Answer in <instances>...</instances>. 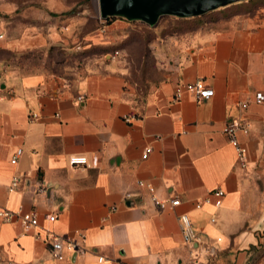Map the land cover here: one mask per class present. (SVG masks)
<instances>
[{
  "label": "crops",
  "instance_id": "0c3cea01",
  "mask_svg": "<svg viewBox=\"0 0 264 264\" xmlns=\"http://www.w3.org/2000/svg\"><path fill=\"white\" fill-rule=\"evenodd\" d=\"M58 2L0 0V50L9 52L0 58V210L38 218L29 230L17 215L0 218V261L264 264V104L254 100L264 92V17L236 14L189 32L188 42H155L163 77L137 105L125 79L108 67L67 82L16 65L17 53L50 44L49 16ZM196 80L213 96L197 101L185 91ZM80 94L85 99L78 102ZM238 117L250 124L247 135H238L247 149L244 168L224 133ZM71 156H86L87 164L71 165ZM14 176L19 184L11 190ZM139 180L157 198L177 196L180 204L154 206ZM217 188L224 191L220 207H196ZM181 214L202 243L183 242ZM51 233L82 235L88 252L54 259Z\"/></svg>",
  "mask_w": 264,
  "mask_h": 264
},
{
  "label": "rangeland",
  "instance_id": "374dc122",
  "mask_svg": "<svg viewBox=\"0 0 264 264\" xmlns=\"http://www.w3.org/2000/svg\"><path fill=\"white\" fill-rule=\"evenodd\" d=\"M56 11L50 12L53 35L44 49L17 53L14 62L31 71L47 70L69 82L87 69L118 72L124 88L138 105L152 85L163 77L155 42L189 41V32L206 27L219 19L245 15L254 20L264 17V0H245L191 18L161 16L150 26L142 21L120 17L102 18L97 0H58ZM9 52L0 51V58ZM42 54V55H41Z\"/></svg>",
  "mask_w": 264,
  "mask_h": 264
},
{
  "label": "built area",
  "instance_id": "2783aa9c",
  "mask_svg": "<svg viewBox=\"0 0 264 264\" xmlns=\"http://www.w3.org/2000/svg\"><path fill=\"white\" fill-rule=\"evenodd\" d=\"M1 37V35H0ZM185 91L189 92L194 96L197 101L206 100L213 96L214 90L208 85L203 84L200 80H196L192 83H188L185 86ZM182 89L180 87L175 89V96L179 98L182 95ZM85 99V95L80 94L76 96V100L78 102L83 101ZM254 100L258 104H264V92H256L254 95ZM35 116V115H34ZM250 124L249 121L245 118H234L230 119L224 127V133L228 137L231 144H233L236 151V163L241 166H246V153L247 149L244 145H242L238 140V135L243 134L247 135L249 133ZM149 149L147 148L144 151V155L148 153ZM22 149L18 148L13 156L10 159L11 163H15L17 161L18 156L21 154ZM69 163L71 165H86L87 158L86 156H71L69 158ZM19 184V177L14 176L10 183V189L14 190ZM138 186L144 187L148 194L150 195L151 201L154 206L158 208H165L166 206L175 207L180 204V199L177 196L170 197L164 200L157 198L154 194V187L151 184H147L146 182L139 180L137 182ZM42 186L39 187V191H42ZM224 197V191L222 189L213 190L210 195L202 199L201 201L196 202V207L200 208L203 204H209L215 208L221 206L222 199ZM15 215L18 216L19 221L25 230H29L33 227H36L38 224L37 214L34 211L30 212H11L9 210H0V218L3 221H10ZM49 221H53L55 219L54 215L47 216ZM180 227L182 239L185 244H200L201 236H199L193 227L192 221L187 214H181L179 216ZM215 219L211 218V222H214ZM83 236H80V240H73L70 238H63L57 234H49L47 237V243L50 247L51 254L56 260L64 259V252L68 251L70 253H75L78 255H84L88 252L86 247L83 245L82 241ZM104 257L98 256V260H103ZM0 264H13L12 261H0Z\"/></svg>",
  "mask_w": 264,
  "mask_h": 264
},
{
  "label": "water",
  "instance_id": "95a60500",
  "mask_svg": "<svg viewBox=\"0 0 264 264\" xmlns=\"http://www.w3.org/2000/svg\"><path fill=\"white\" fill-rule=\"evenodd\" d=\"M102 18L120 17L150 26L161 16L191 18L245 0H97Z\"/></svg>",
  "mask_w": 264,
  "mask_h": 264
},
{
  "label": "trees",
  "instance_id": "16d2710c",
  "mask_svg": "<svg viewBox=\"0 0 264 264\" xmlns=\"http://www.w3.org/2000/svg\"><path fill=\"white\" fill-rule=\"evenodd\" d=\"M0 51H2V52H3L4 50H0ZM5 52H6V51H5Z\"/></svg>",
  "mask_w": 264,
  "mask_h": 264
}]
</instances>
